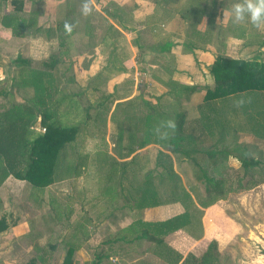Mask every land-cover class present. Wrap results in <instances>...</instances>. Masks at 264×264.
<instances>
[{
    "label": "crops",
    "instance_id": "1",
    "mask_svg": "<svg viewBox=\"0 0 264 264\" xmlns=\"http://www.w3.org/2000/svg\"><path fill=\"white\" fill-rule=\"evenodd\" d=\"M64 1L24 0L26 13L30 10L37 12V21L32 27L35 34L26 37L12 36L8 30L0 25V61L5 57L2 50L5 48L3 47L5 43L11 45L23 40H25L24 42H32L30 55L24 58H30L34 64L55 53L58 48L55 20ZM74 1L76 6L85 2V0ZM208 1L210 2L207 3ZM236 3H243V0H92V12L86 16L90 18V33H87L88 30H82L84 28L82 22V27H80L82 31L78 33L86 40V43L82 45L87 48V51L78 55V66L74 67V72L71 75L65 77L66 80L62 84V88L63 85L68 86L67 89L63 88L64 91L67 94L74 95L78 100L79 120H82L86 125H106L108 130L114 126L118 129L119 125L124 124L132 128L137 127L138 131L141 132L143 128L156 126L158 121L157 111L162 110V107L157 104L163 102L164 96H167L169 100L176 97L175 90L166 84L169 79L176 81V89L188 88L195 84H212L209 65L217 54L264 63V29H257L247 18L239 24L233 23L230 9ZM197 5L204 10L202 11L204 16L196 25L193 19V7ZM7 9L11 10L12 6L7 5ZM140 11L143 14H140ZM223 11L228 13L226 17L223 16ZM138 14L139 16H137ZM81 15L85 17L83 13ZM208 17H211L210 20L212 19L210 26ZM52 20L54 21L52 22ZM194 25H196V28H194ZM155 26L158 28H155ZM236 27H238L237 31L235 30ZM145 28H151L154 41L170 42V52L147 50L141 55L135 46L134 40L137 31ZM194 30L207 32L206 40H196L190 34ZM2 33L6 34L7 39L3 37ZM166 33H168L169 39H158L157 36L160 37ZM193 41L200 48L191 49L190 44ZM54 44L55 51L52 50ZM74 44L73 41L72 46ZM18 56L19 54L15 58ZM69 57H65L60 64H65L67 61L71 62L72 59L69 60ZM156 59H166L168 62L155 65ZM70 62L67 63L70 64ZM153 66L160 67L159 69L163 70L164 73L160 75V78H157L161 82L155 79V74L158 75V73L151 68ZM122 85H128L127 92L121 90ZM151 88H153V92ZM105 93L111 95L112 98L106 101L102 100V96L106 95ZM203 94V90L192 93L189 102L184 107L187 117H202L203 124L208 132L211 131L206 134L205 144H208V146L214 145L215 147V142L219 143V140H223L224 132L221 131L222 129L226 130V139L219 143L222 148L217 151L209 147L208 158L209 155L217 151L223 152L219 156L222 157L220 159L232 157L233 160L235 159L239 163V160L229 153L226 145L233 142L241 143L240 134L242 135L243 132L240 129H243V123L247 124V128L243 130L250 136L249 143L259 147L264 146V97L261 93L244 91L209 101L203 100ZM92 96L95 97L94 100L90 99ZM200 97L201 101L198 105L195 99ZM241 98L245 100V104L241 107H237L236 103L235 105L230 103V109L221 107L223 101L231 99L238 101ZM127 99L134 102L133 108L130 105L131 102L130 104H121L122 101L124 102ZM87 100L88 104L84 105L83 102L86 101L87 103ZM94 107V111L97 112V115L100 114L103 119L91 120L90 110ZM237 108H239L238 112L240 113H236ZM134 110H136L135 120L126 121L124 112H134ZM147 113H150L149 116H147ZM232 113H236L235 115L240 117L239 122L231 120L234 117ZM81 114L83 115L82 119L80 118ZM135 123H137V126H135ZM228 123H237L238 125L241 123V125L239 128L238 125L230 126ZM216 130L219 131L220 135L214 133ZM211 135L213 136L210 137ZM217 135L219 137L216 140ZM150 147L155 148L157 153L159 149H162L155 143L153 138L151 139L148 136L145 139V145L137 148L132 155L137 150L148 151ZM112 156L115 155L112 154ZM129 157L121 159L125 160ZM209 159L211 160V158ZM216 204L217 202L203 208L200 217L201 229L195 237L180 229L163 236L166 244L181 254L180 263L196 264L198 257L206 250L211 240L219 242L218 250L221 251V246H223L220 243L221 239L217 235H212L210 231L212 224L216 223V218L215 216H211V218L209 213L213 211ZM183 211V206L179 202H175L144 208L140 217L144 221L157 222L166 220ZM89 220L92 221L93 226L96 222L100 226L98 215L90 216ZM18 223L14 225H18V228H20L19 225L22 223ZM91 229L94 230V228ZM83 233L84 236L86 233L87 241L93 235L92 230L90 235L85 231H81L80 236ZM111 234L113 233L110 231L105 240L122 239L120 233ZM23 236H26V234ZM124 239L126 240L116 242L113 240V245L104 242L107 247L101 251H95L94 248H90L89 251L83 245L85 243L83 242L84 239H80L74 251V261L77 264H156L157 262L169 264L159 258L156 252L152 250L153 242L139 240L130 233ZM84 249L86 253H84ZM198 249H201L200 253H197ZM101 252L110 254V256L98 261L96 254ZM22 255L16 247L0 249V264H24L25 262L20 261ZM34 255V253H27L25 257L30 259ZM79 255L82 257L79 258ZM112 258H115V261H109ZM56 260H53V264L55 261V264L62 263L61 257Z\"/></svg>",
    "mask_w": 264,
    "mask_h": 264
},
{
    "label": "trees",
    "instance_id": "2",
    "mask_svg": "<svg viewBox=\"0 0 264 264\" xmlns=\"http://www.w3.org/2000/svg\"><path fill=\"white\" fill-rule=\"evenodd\" d=\"M24 3V0H0V25L12 36L26 37L35 34L32 27L37 21V12L30 10L26 13ZM7 5L12 6V9L8 10ZM81 8H77L74 0L72 2L65 0L58 10L55 24L58 48L55 53L35 64L30 58L18 56L15 59L17 72L14 77L10 76L9 78L21 99H15L9 87L3 84L0 79V98L4 99V102L0 104V186L9 176H12L18 180L26 181L34 190L43 192L44 188L55 182L81 176L85 172L83 168L87 155L80 154L76 150L75 144L78 133L82 129L80 126L82 120H79L78 117L80 112L78 100L74 95L64 91L62 84L66 78L57 71L58 64L70 55L74 36L82 30H88L87 33H90V18L81 15ZM193 8V19L197 25V22L204 16L202 13L204 10L198 5ZM211 20L209 19V26ZM79 22L85 25L82 30ZM66 25L70 27V32ZM190 34L200 41L207 38V32L194 30ZM134 43L141 55L147 50L168 53L171 48V43L168 41H154L150 28L137 31ZM190 46L194 50L200 48L195 41ZM209 73L212 84H195L188 88L176 89V81L169 79L166 82L167 86L175 90L174 94L177 99L174 103H170L172 114H168L164 108L157 111L158 121L154 127L155 133H152L156 135L155 143L162 146L171 145V153L183 155L185 159L190 160L198 167L200 165L197 155L201 152L204 154L209 152V148L203 149L204 151L200 148V145L205 143L208 129L203 124L202 117L188 118L186 115L183 104L189 101L191 94L203 90L204 101L244 91H257L264 97V63L217 54L209 65ZM105 94L102 96V100L106 101L112 98L111 95ZM64 103L66 110L62 111L61 106ZM122 104H130V102ZM157 105L161 107L160 103ZM149 114L147 113V116ZM135 118V112H124L126 121L129 122ZM66 119L69 121L67 122ZM166 119H175L178 126L176 134L167 142L157 138L165 131L163 124L159 121ZM37 121L41 127L45 128L44 131H37L33 128ZM148 128L142 129V136L137 141V127L119 125L117 132L121 151H117V155L120 159L128 158L137 148L145 145V139L150 135ZM223 131L222 129L221 132ZM213 146L209 147L213 148ZM226 148L231 155L239 160L242 168L241 175L236 179L237 186L226 189L224 187L225 179L222 177L224 165L221 163L213 165L206 157V167L203 168L202 165L199 167L200 175L198 177L206 183L204 193L194 185L184 186L181 182V175L174 169L170 152L159 149L156 155V166L159 167V171L147 172L144 180L136 186L132 184L134 178H129L131 189L127 193H121V196L126 200L123 207H126L134 215L127 226L119 229L118 233L122 235V239L115 238L111 239L112 241L108 239L105 242L113 245V240L114 242L126 240L124 238L130 233L139 240L153 242L152 250L163 261L169 264H182L180 263L181 254L168 246L163 236L180 229L195 237L201 229L200 217L203 208L224 199L231 191L251 188L264 182L263 176L250 181L249 184L244 183V179L248 174L251 175L255 168L264 172L262 149L236 142L226 145ZM110 158L114 157L110 156ZM117 160L114 158L109 162L112 172L108 175V180H112L117 172L119 164ZM133 161L132 155L128 163ZM124 178L126 177L124 176ZM114 191L113 187L105 189L106 193L111 194L110 197L116 196ZM33 200L38 203V206H41L40 199L35 197ZM175 202H179L183 206L182 213L157 222L144 221L140 217L144 208ZM55 213L58 214L57 211ZM9 223L6 215L2 214L0 216V231L5 230ZM10 224H14V222ZM47 229L50 233L53 232V227L47 226ZM35 245L36 255L25 264H53L55 250H50L37 243ZM74 251L75 246L69 245L61 264H77L73 258ZM218 255V243L216 240H211L206 250L198 257L196 264H219L217 263ZM109 256L110 254L104 252L96 254L98 261Z\"/></svg>",
    "mask_w": 264,
    "mask_h": 264
},
{
    "label": "rangeland",
    "instance_id": "3",
    "mask_svg": "<svg viewBox=\"0 0 264 264\" xmlns=\"http://www.w3.org/2000/svg\"><path fill=\"white\" fill-rule=\"evenodd\" d=\"M209 2L210 1L207 3ZM82 5L79 4L77 7L81 8ZM139 13L143 14L142 11ZM137 16H139V14ZM53 21L54 20H52V22ZM79 24H81V22H79ZM81 25L80 27H82ZM83 26L85 27V25ZM156 27L157 26H155V28ZM235 30L237 31L238 27H236ZM167 34L168 33L157 37L160 40L169 39ZM2 35L3 37H6V34L2 33ZM24 41L25 40L11 45L5 43L3 46L5 48L2 49L5 57L0 61V79L3 84H6L9 87L15 99H21V97L15 92V86L11 83L12 81L9 77H14L17 72V67L15 65L16 55L19 54L21 57H28V55H30L32 42ZM73 41L75 44L72 46L69 55V60L72 59V61H67L70 62V64L66 62L65 64H58L57 66L58 73L65 75V77L71 75L74 72V67L78 66V55L87 51V48L82 45L86 43V40L80 34L75 35ZM54 48L55 44L53 45L52 50ZM167 62L168 60L166 59H156L155 65H157V63ZM151 68L158 73V75L155 74V79L159 81L157 78L161 77L160 75L164 73L163 70L159 69L160 67L158 68L157 66ZM127 86L128 85H122L121 90L127 92L129 89ZM63 88L67 89L68 86L66 87V85H63ZM151 91L153 92V88H151ZM164 97L165 98L163 102L160 103V106L162 109L164 108L168 111V114H172L173 112L171 111L170 103H174L177 97L170 100L167 96ZM90 99L94 100L95 97L92 96ZM127 101L134 104L131 99L124 100L121 104ZM195 101L199 105L201 97L195 99ZM3 102L4 99L0 98V104ZM83 103L84 105L88 104V100L87 103L86 101ZM230 103H234L235 105L236 101L233 99L223 101L221 107L223 109H230ZM185 106L186 102L183 104V107ZM94 109L95 107L90 110L91 120L103 119L100 114L97 115V112H95ZM61 110H66L65 103L61 106ZM238 110L239 108H237L236 113H240ZM135 111L136 110H134V112ZM235 114L231 120L239 122L238 119H240V117H237ZM80 118H83L82 114L80 115ZM66 121L68 122L69 120L66 119ZM80 124L82 129L80 133H78L75 144L76 150L80 154L87 155L86 164L83 168L85 169L84 174L68 180L55 182L44 188L43 192L34 190L26 181L18 180L12 176H9L0 186V216L5 214L7 221L10 223H22L19 225L20 228H18V225L9 223V226L5 230L0 231V249H9L11 247L18 248L23 254L22 258L19 257L22 262L27 263L29 261V258L25 257L27 253H34L36 255V243L40 246L42 245L46 248L48 247L55 250V258L53 260L61 257V261L64 258L67 247L73 245L76 248V245L78 244L77 242L80 239H84L83 242L85 243H83V245L85 248L87 247L89 251L90 248H94L95 251L105 249L107 244L104 242L108 233L111 231V233L117 234L120 228L127 226L134 218L132 212L126 207H123L126 200L121 196V193H127V191L131 189L128 179L134 178L132 184L136 186L144 180L147 172L149 173L150 171L155 173L158 171L156 167L157 151L155 148L150 147L148 149L149 153L145 150H137L133 154L134 161L128 163L132 155L129 159L125 160L120 159L117 155V151H121V145L116 126L108 130L106 125H86L83 121ZM100 124L103 125L102 123ZM135 124L134 125L137 126V123ZM228 124H230V126L238 125L237 123ZM239 124L241 125V123ZM240 125H238L239 128ZM246 125V123H243V129L247 128ZM154 127L155 126L148 129L150 133H155ZM33 128L37 131H43V127H41L38 121L33 125ZM243 129H240L241 132H243L242 135L240 134L241 144L256 146L262 149L264 153V146L259 147L249 143L250 136ZM223 132L224 139H226V130L224 129ZM214 133L220 135L218 130ZM219 135L215 138L216 140ZM137 136V141H139L142 136L141 132L137 131ZM149 136L151 139L156 137L155 134H150ZM223 140H219L218 142L220 143ZM219 143L215 142L216 145L215 147L213 146L217 151L222 148L221 145L219 146ZM159 146L164 151L170 152L171 145L166 144L165 146ZM200 148L203 150L209 148V146L204 143L200 145ZM217 151L213 153L214 155H209L211 163L213 165H219L220 163L223 164L222 177L225 179L224 187L226 189H228V187L236 188V179L242 173V168L239 164L240 162L238 163L235 159L233 160L232 157L223 161L220 159L222 157H219L223 152ZM112 154L115 155V159H118L117 162L119 164L117 165V172L114 174L113 179L108 180V175L112 172L109 162L110 160H114V158H110ZM170 156L174 163V169L181 175L182 184L186 187L194 185V187L204 193L206 183L203 179L202 181L198 179L200 175L199 167L201 165L203 168L206 167L205 163L208 154L201 152L197 155L199 159V167L194 165L190 160L185 159L181 154L170 152ZM104 158L108 159L106 160ZM124 176L126 178H124ZM263 176L264 172L255 168L251 172V175L248 174L244 179V183L249 184L250 181L257 180ZM112 187L115 189L114 193L116 196L110 197L111 194L106 193L105 189H112ZM35 197L41 200V206H38V203L33 200ZM216 202L217 204L214 206L213 211L209 214L210 217L215 216L216 218V223L212 224L210 231L212 232V235H217L221 239L220 243L223 245L221 246L217 263L264 264V182H260L251 188L231 191L224 199ZM55 211H57L58 214H56ZM95 215H98L100 219V226L97 222L94 223L93 226L92 221L89 220L90 216L93 217ZM45 220H48L47 224ZM47 226L53 227V232L50 233ZM91 228H94V230ZM91 230L93 231V235L89 241H87L88 237H86V233L85 236L84 233L80 236L81 231H85L90 235ZM25 234L26 236H23ZM114 247H116V245H114ZM200 251L201 249H198L197 253H200ZM84 253H86L85 249ZM80 257L82 256L79 255V258ZM73 258L75 259V255H73ZM113 260L115 261V258H112V260L110 259L109 261L113 262ZM156 264L160 263L157 262Z\"/></svg>",
    "mask_w": 264,
    "mask_h": 264
},
{
    "label": "clouds",
    "instance_id": "4",
    "mask_svg": "<svg viewBox=\"0 0 264 264\" xmlns=\"http://www.w3.org/2000/svg\"><path fill=\"white\" fill-rule=\"evenodd\" d=\"M92 12V0H85L82 5V13L84 16L90 15ZM232 22L239 24L243 21L250 20L251 24L257 29H264V0H243V3L232 5L231 9ZM227 12L223 11V16L226 17ZM67 30L71 29L66 25ZM250 102V101H249ZM245 104L243 98L236 101V106L241 107ZM164 126V133L157 138L160 140H170L177 132V122L175 119H166L159 121Z\"/></svg>",
    "mask_w": 264,
    "mask_h": 264
},
{
    "label": "built area",
    "instance_id": "5",
    "mask_svg": "<svg viewBox=\"0 0 264 264\" xmlns=\"http://www.w3.org/2000/svg\"><path fill=\"white\" fill-rule=\"evenodd\" d=\"M45 130V128H43V131Z\"/></svg>",
    "mask_w": 264,
    "mask_h": 264
}]
</instances>
